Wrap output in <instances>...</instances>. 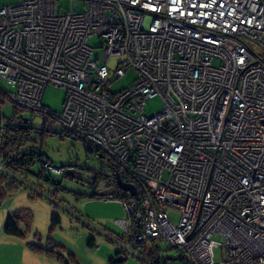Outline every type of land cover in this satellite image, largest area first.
I'll use <instances>...</instances> for the list:
<instances>
[{
	"label": "built area",
	"instance_id": "2783aa9c",
	"mask_svg": "<svg viewBox=\"0 0 264 264\" xmlns=\"http://www.w3.org/2000/svg\"><path fill=\"white\" fill-rule=\"evenodd\" d=\"M60 1L0 8V94L103 161L98 171L44 168L122 202V256L264 264V0ZM111 56L121 58L112 73ZM130 69V86L112 92ZM48 85L65 92L57 113L42 102ZM155 96L161 107L148 115Z\"/></svg>",
	"mask_w": 264,
	"mask_h": 264
},
{
	"label": "rangeland",
	"instance_id": "374dc122",
	"mask_svg": "<svg viewBox=\"0 0 264 264\" xmlns=\"http://www.w3.org/2000/svg\"><path fill=\"white\" fill-rule=\"evenodd\" d=\"M18 2L19 0H0V8ZM59 5L69 7L66 0H61ZM81 8L82 5L74 7ZM87 43L95 47L94 52H102L98 47L100 43L98 37L88 38ZM120 59V56H111L106 60L110 73L114 72ZM136 76L134 70H128L123 77L110 85V90L114 92L130 86ZM1 86L9 89L5 82H2ZM64 94L62 89L48 85L43 93V104L54 111H59ZM160 107L161 100L158 96L146 100L145 110L148 115ZM13 111L8 98L0 94L1 121L10 118ZM20 114L31 118L33 127L40 129L45 127V134L40 138L39 144L54 165H85L88 169L84 171L99 168L95 154L87 150L82 140L59 134V129H54L58 132H53L50 122L41 114L29 112ZM39 172L41 164L35 160L30 171L20 174L25 184L30 188H36L38 193H34L26 185H18L12 194H7L6 199L0 202V220L5 221L8 210L20 208L27 210L31 215L27 227L24 221L21 220L19 223L21 229L25 230L23 238H15L16 240L0 238V264H146L135 256H128L127 259L116 262L122 255H118L117 251L120 248L118 244L123 236V230L115 221L126 218V210L120 200L104 201L92 198L91 186L67 177L60 178L59 185H52L38 177ZM1 209L4 215L1 214ZM52 214L59 217V222L54 226ZM178 219L177 212L171 213V220L174 223H177ZM90 238L94 239L93 245H89ZM27 243L36 244L38 247L35 248L39 250L42 248V251H33ZM26 246L31 253L38 256L32 255L29 250L27 253V250H24ZM167 255L173 259L167 260L164 264H183L178 259L181 256L180 252L169 250ZM214 256L216 259L219 258L220 249H215Z\"/></svg>",
	"mask_w": 264,
	"mask_h": 264
},
{
	"label": "trees",
	"instance_id": "16d2710c",
	"mask_svg": "<svg viewBox=\"0 0 264 264\" xmlns=\"http://www.w3.org/2000/svg\"><path fill=\"white\" fill-rule=\"evenodd\" d=\"M43 102V101H42ZM44 105V104H43ZM46 106V105H44ZM48 107V106H46ZM50 112L57 113L59 111H54L50 107H48ZM13 115L8 118L6 121H1L0 119V164L2 169L0 170V202H3L6 199L7 194H12L13 191L18 188V185H26L20 174L22 175L25 172L30 171V167L34 164V161L37 160L41 164V172H39L38 177L43 180L48 181L52 185H59L60 178L67 177L71 180L78 181L77 177H74L72 173H66L63 176H54L47 169L44 168L43 160L49 158L42 151V147L40 146V138L45 134V127L35 128L33 127L32 122L28 121L25 123V119L32 120L29 117H24L20 114V111L13 106ZM24 112V111H23ZM57 130L56 128H54ZM53 129V132H58ZM52 132V133H53ZM59 134L65 136H72L74 138H78L84 142L87 147V150L94 153L99 164V168H101L103 161L100 160V153L96 151L92 146H90L85 140L77 137L76 135H71L69 133H65L59 130ZM50 161V160H49ZM72 166L77 169H88L85 165H62ZM98 168V169H99ZM98 169H92L90 171H98ZM87 180V185H91L89 179ZM82 180V181H83ZM80 182V181H78ZM27 186V185H26ZM29 187V186H27ZM30 188V187H29ZM34 193H38L36 188H30ZM92 198H94V191L92 189V193L90 194ZM9 209V208H8ZM8 214L6 219L2 225V231L9 236L16 238H23L25 236V230H22L19 223L20 221H24L26 227L29 225V221L31 219V215L27 210L14 209L8 210ZM59 222V217L56 214H52V226ZM123 238V236L121 237ZM89 245H93L94 239H89ZM27 246L31 248L33 251L41 252L42 248L36 249L37 246L34 243H27ZM38 247V246H37ZM117 254H122L120 249L117 251ZM120 257V256H119ZM126 256H122L116 260H125ZM179 260L182 261L181 257H178ZM112 262V258L110 259ZM114 262V261H113ZM183 262V261H182ZM161 264V263H159Z\"/></svg>",
	"mask_w": 264,
	"mask_h": 264
},
{
	"label": "water",
	"instance_id": "95a60500",
	"mask_svg": "<svg viewBox=\"0 0 264 264\" xmlns=\"http://www.w3.org/2000/svg\"><path fill=\"white\" fill-rule=\"evenodd\" d=\"M116 179H117V184L118 186L123 189V190H129L131 191L132 194H135V188L130 185V184H126L124 182H122L121 178L118 176V174L116 175Z\"/></svg>",
	"mask_w": 264,
	"mask_h": 264
},
{
	"label": "crops",
	"instance_id": "0c3cea01",
	"mask_svg": "<svg viewBox=\"0 0 264 264\" xmlns=\"http://www.w3.org/2000/svg\"><path fill=\"white\" fill-rule=\"evenodd\" d=\"M1 211H2V209H1ZM1 214H3L4 215V211H2L1 212ZM2 222H4L3 220H0V225L2 224ZM3 225V224H2ZM2 237H4L5 239H8V238H14V240H16L15 238L16 237H12V236H9V235H6L5 233H3V231H2V227H1V230H0V238H2ZM23 248V247H22ZM24 250H27V253H28V247L26 246L25 247V249ZM29 252L31 253V251L29 250ZM32 255H34V256H38V255H36V254H34V253H31ZM121 257V256H120Z\"/></svg>",
	"mask_w": 264,
	"mask_h": 264
},
{
	"label": "bare ground",
	"instance_id": "6f19581e",
	"mask_svg": "<svg viewBox=\"0 0 264 264\" xmlns=\"http://www.w3.org/2000/svg\"><path fill=\"white\" fill-rule=\"evenodd\" d=\"M69 167V166H68Z\"/></svg>",
	"mask_w": 264,
	"mask_h": 264
}]
</instances>
